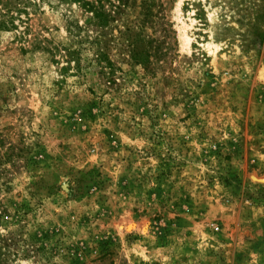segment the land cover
Returning <instances> with one entry per match:
<instances>
[{
  "label": "rangeland",
  "instance_id": "374dc122",
  "mask_svg": "<svg viewBox=\"0 0 264 264\" xmlns=\"http://www.w3.org/2000/svg\"><path fill=\"white\" fill-rule=\"evenodd\" d=\"M28 1L0 264H264V0Z\"/></svg>",
  "mask_w": 264,
  "mask_h": 264
},
{
  "label": "trees",
  "instance_id": "16d2710c",
  "mask_svg": "<svg viewBox=\"0 0 264 264\" xmlns=\"http://www.w3.org/2000/svg\"><path fill=\"white\" fill-rule=\"evenodd\" d=\"M82 3L83 7L92 12L94 17L99 19L100 22L106 21V15L102 12L98 4H94L85 0H73ZM28 0H0V31H8L15 29V21H21V13L27 14Z\"/></svg>",
  "mask_w": 264,
  "mask_h": 264
}]
</instances>
